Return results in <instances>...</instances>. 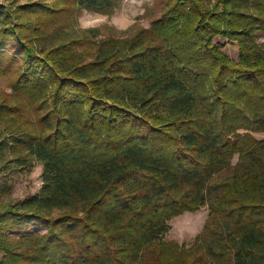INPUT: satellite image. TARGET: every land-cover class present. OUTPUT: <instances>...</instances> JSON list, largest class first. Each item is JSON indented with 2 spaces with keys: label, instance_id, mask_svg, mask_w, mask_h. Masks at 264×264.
I'll list each match as a JSON object with an SVG mask.
<instances>
[{
  "label": "trees",
  "instance_id": "1",
  "mask_svg": "<svg viewBox=\"0 0 264 264\" xmlns=\"http://www.w3.org/2000/svg\"><path fill=\"white\" fill-rule=\"evenodd\" d=\"M118 3L0 5V123L42 166L0 203V264H264V0H166L127 36L77 26ZM204 206L188 247L164 239Z\"/></svg>",
  "mask_w": 264,
  "mask_h": 264
},
{
  "label": "rangeland",
  "instance_id": "2",
  "mask_svg": "<svg viewBox=\"0 0 264 264\" xmlns=\"http://www.w3.org/2000/svg\"><path fill=\"white\" fill-rule=\"evenodd\" d=\"M39 1L41 0H0V5L14 8ZM165 3L166 0H119L118 5L109 14L81 9L77 26L82 29L98 28L100 35L127 36L137 28L148 27L151 20L160 16ZM223 51L232 59L237 56L236 45H227ZM11 76L10 73L0 76V94L10 92ZM254 136L257 139L264 138L263 133H255ZM16 138L15 133L0 123V203H18L35 194L42 180L41 164L25 156L16 144ZM207 213L208 208L204 206L195 212H184L171 218L167 222L168 229L164 239L188 247L201 232ZM218 227L219 224L217 229ZM218 246L219 244L214 241L213 247Z\"/></svg>",
  "mask_w": 264,
  "mask_h": 264
},
{
  "label": "built area",
  "instance_id": "3",
  "mask_svg": "<svg viewBox=\"0 0 264 264\" xmlns=\"http://www.w3.org/2000/svg\"><path fill=\"white\" fill-rule=\"evenodd\" d=\"M40 186H41V182H40L39 185H38V189L40 188Z\"/></svg>",
  "mask_w": 264,
  "mask_h": 264
}]
</instances>
